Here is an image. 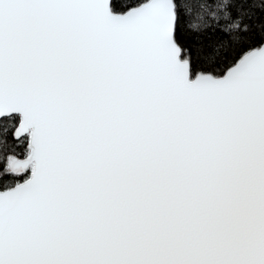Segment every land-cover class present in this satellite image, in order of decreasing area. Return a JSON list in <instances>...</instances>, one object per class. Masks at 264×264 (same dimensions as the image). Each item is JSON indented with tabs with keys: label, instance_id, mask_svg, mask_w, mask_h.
<instances>
[{
	"label": "snow or ice",
	"instance_id": "snow-or-ice-1",
	"mask_svg": "<svg viewBox=\"0 0 264 264\" xmlns=\"http://www.w3.org/2000/svg\"><path fill=\"white\" fill-rule=\"evenodd\" d=\"M0 264H264V0H0Z\"/></svg>",
	"mask_w": 264,
	"mask_h": 264
}]
</instances>
